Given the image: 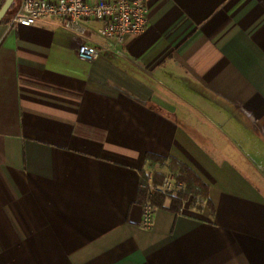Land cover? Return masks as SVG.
I'll return each mask as SVG.
<instances>
[{"label": "crops", "instance_id": "obj_1", "mask_svg": "<svg viewBox=\"0 0 264 264\" xmlns=\"http://www.w3.org/2000/svg\"><path fill=\"white\" fill-rule=\"evenodd\" d=\"M146 2L92 61L58 19L0 25V264H264V0ZM172 161L210 203L146 227Z\"/></svg>", "mask_w": 264, "mask_h": 264}, {"label": "built area", "instance_id": "obj_2", "mask_svg": "<svg viewBox=\"0 0 264 264\" xmlns=\"http://www.w3.org/2000/svg\"><path fill=\"white\" fill-rule=\"evenodd\" d=\"M44 19H58L63 28L80 40L77 53L80 58L92 61L108 51L115 52L127 37L143 34L149 22L146 0H20L9 25L31 26ZM97 22L98 33L111 41V46L99 47L88 41V22ZM173 176H166L154 190H171ZM154 208L146 204L143 225L150 227Z\"/></svg>", "mask_w": 264, "mask_h": 264}, {"label": "trees", "instance_id": "obj_3", "mask_svg": "<svg viewBox=\"0 0 264 264\" xmlns=\"http://www.w3.org/2000/svg\"><path fill=\"white\" fill-rule=\"evenodd\" d=\"M5 1L6 0L0 1V8ZM12 6L7 15L0 21V25L10 21L11 16L17 9L16 8L13 12ZM148 158L153 159L160 164L166 162V159L160 156L148 155ZM172 162L170 169L175 179L174 187L171 190H154L152 187H160L163 184L165 175L155 172L152 175L151 183L148 182V176L144 175L140 192L143 204H150L154 209L168 208L169 210L179 213L183 209L184 204L189 200L198 205L205 200L210 203L208 200V186L201 180V178L185 164L178 161ZM167 199L170 200L169 206L165 205Z\"/></svg>", "mask_w": 264, "mask_h": 264}, {"label": "water", "instance_id": "obj_4", "mask_svg": "<svg viewBox=\"0 0 264 264\" xmlns=\"http://www.w3.org/2000/svg\"><path fill=\"white\" fill-rule=\"evenodd\" d=\"M15 0H6L0 8V21L7 15Z\"/></svg>", "mask_w": 264, "mask_h": 264}, {"label": "rangeland", "instance_id": "obj_5", "mask_svg": "<svg viewBox=\"0 0 264 264\" xmlns=\"http://www.w3.org/2000/svg\"><path fill=\"white\" fill-rule=\"evenodd\" d=\"M0 1H1V0H0ZM19 3H20V0H15V1H14L13 6H12V7H13V8H12V11H13V12L15 11V9H16L17 6L19 5ZM12 11H11V12H12ZM13 12H12V13H13ZM173 186H174V185H173ZM188 202L191 203V204H194V205L197 204V203H193L191 200H189Z\"/></svg>", "mask_w": 264, "mask_h": 264}]
</instances>
